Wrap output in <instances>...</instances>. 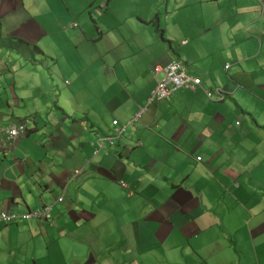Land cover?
Listing matches in <instances>:
<instances>
[{
    "label": "crops",
    "instance_id": "0c3cea01",
    "mask_svg": "<svg viewBox=\"0 0 264 264\" xmlns=\"http://www.w3.org/2000/svg\"><path fill=\"white\" fill-rule=\"evenodd\" d=\"M0 30V213L52 205L0 264H264V0H0ZM172 60L202 84L152 99Z\"/></svg>",
    "mask_w": 264,
    "mask_h": 264
},
{
    "label": "built area",
    "instance_id": "2783aa9c",
    "mask_svg": "<svg viewBox=\"0 0 264 264\" xmlns=\"http://www.w3.org/2000/svg\"><path fill=\"white\" fill-rule=\"evenodd\" d=\"M227 65L226 67H228ZM161 73L160 78H156V85L151 92V98L152 99H160L168 97L169 94L176 90L179 87H195L197 85H201L202 81L200 77H194L187 73L185 69L183 68L182 64L176 60H172L170 63L166 65H158L154 68V74ZM208 95L211 96V91H208ZM142 111V110H141ZM140 112L137 113L136 116L140 115ZM115 124L117 123V120L113 121ZM117 135H121L124 131V127H117L116 129ZM6 131L8 134L9 139L16 138L18 136L24 135L27 131V125L25 123L20 124H10L6 127ZM110 143H114V137H107ZM198 159H201V156L198 157ZM80 169H75L73 172L74 177L80 174ZM64 194L57 198V201H63L64 200ZM52 205H46L42 209H36L29 211L25 214H18V213H0V219H2L5 222H13L14 220H17L18 218H31V217H47L51 219L52 217Z\"/></svg>",
    "mask_w": 264,
    "mask_h": 264
},
{
    "label": "trees",
    "instance_id": "16d2710c",
    "mask_svg": "<svg viewBox=\"0 0 264 264\" xmlns=\"http://www.w3.org/2000/svg\"><path fill=\"white\" fill-rule=\"evenodd\" d=\"M0 39H6V36H4L2 33H1V30H0ZM6 223H8V222H6ZM11 223V222H10Z\"/></svg>",
    "mask_w": 264,
    "mask_h": 264
},
{
    "label": "clouds",
    "instance_id": "9594fccd",
    "mask_svg": "<svg viewBox=\"0 0 264 264\" xmlns=\"http://www.w3.org/2000/svg\"><path fill=\"white\" fill-rule=\"evenodd\" d=\"M118 122V121H117ZM19 137V136H18ZM17 138V137H16Z\"/></svg>",
    "mask_w": 264,
    "mask_h": 264
},
{
    "label": "rangeland",
    "instance_id": "374dc122",
    "mask_svg": "<svg viewBox=\"0 0 264 264\" xmlns=\"http://www.w3.org/2000/svg\"><path fill=\"white\" fill-rule=\"evenodd\" d=\"M123 181V180H122Z\"/></svg>",
    "mask_w": 264,
    "mask_h": 264
}]
</instances>
